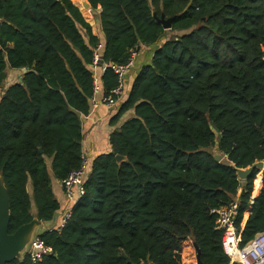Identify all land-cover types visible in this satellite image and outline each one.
Instances as JSON below:
<instances>
[{
  "label": "trees",
  "instance_id": "trees-1",
  "mask_svg": "<svg viewBox=\"0 0 264 264\" xmlns=\"http://www.w3.org/2000/svg\"><path fill=\"white\" fill-rule=\"evenodd\" d=\"M74 1L0 0V73L26 70L0 100L10 234L35 217L59 222L54 182L82 166L95 53L125 65L158 46L125 82L111 151L89 162L65 228L39 237L53 253L36 264H197V247L204 264H230L214 210L239 199L242 246L264 232V173L253 203L260 171L237 173L264 161V0H87L97 34ZM117 85L107 70L100 98Z\"/></svg>",
  "mask_w": 264,
  "mask_h": 264
},
{
  "label": "built area",
  "instance_id": "built-area-1",
  "mask_svg": "<svg viewBox=\"0 0 264 264\" xmlns=\"http://www.w3.org/2000/svg\"><path fill=\"white\" fill-rule=\"evenodd\" d=\"M139 48L132 51L130 61L125 65L101 64L99 52L95 53L92 65L93 71V108L104 104L108 109H115L118 105L119 98L123 95L125 87V78L127 72L135 65ZM111 69L118 77V85L109 94L100 98L101 93V75ZM89 160L84 156L82 166L78 171L70 175L61 182L67 205L63 207V213L59 217L58 225L54 230L61 231L73 215L74 207L85 196V178L88 173ZM239 199H236L228 207L214 210L216 215L217 230L222 231V245L225 254L230 259V264H264V232L258 233L254 239L246 245H241V233L237 228V218L239 216ZM53 253L52 247L48 246L44 240L37 238L30 246L29 256L32 263L36 264L43 260L44 257Z\"/></svg>",
  "mask_w": 264,
  "mask_h": 264
},
{
  "label": "water",
  "instance_id": "water-1",
  "mask_svg": "<svg viewBox=\"0 0 264 264\" xmlns=\"http://www.w3.org/2000/svg\"><path fill=\"white\" fill-rule=\"evenodd\" d=\"M84 9L92 11L96 17V23H100L98 12H94L90 3L87 0H82ZM173 18L166 19L164 16L158 19V23L163 25L165 30H171L173 26ZM103 59H101V64ZM7 72L0 73V84L2 88L6 87L5 80ZM119 163L127 159L122 156L116 157ZM218 162H223V156L215 155ZM259 170L264 173V161L257 162L253 166L245 170H237L238 177L241 181H246L249 176L255 171ZM11 222V202L8 189L3 176L0 173V264H9L15 260L22 261L29 252L31 244L45 232L51 231L55 224L53 221H40L35 217L30 223L21 226L14 234H10L9 227ZM197 264H204L201 259V250L197 247Z\"/></svg>",
  "mask_w": 264,
  "mask_h": 264
},
{
  "label": "crops",
  "instance_id": "crops-1",
  "mask_svg": "<svg viewBox=\"0 0 264 264\" xmlns=\"http://www.w3.org/2000/svg\"><path fill=\"white\" fill-rule=\"evenodd\" d=\"M157 47L158 46L156 47L142 46L140 48L138 52V56L136 58L135 65L126 74L125 82H126L127 90H130V88L132 87L135 78L139 74L141 64L142 63L147 64L150 62V59H152L154 51ZM25 73H26L25 69L16 70V69L8 68L5 84L7 80H10L12 82L11 85L20 83ZM11 85L8 86L6 84L5 89L9 88ZM115 112H116L115 109H108L104 104H100L98 107L93 108L90 115L86 117H82L81 122H82V130H83V152H84V156L89 160V162L93 161L100 155L109 153L111 151L109 140H110V135L115 130V128L110 125V121L112 117L115 115ZM257 180L258 181L260 180L261 182L260 186H257L256 184ZM262 189H263V174L262 172H260V174L257 176V179L255 181V189L251 199L252 203L260 195ZM54 192L57 198L61 201V203L64 206H66L67 205L66 196L63 187L61 185V182L58 181L54 182ZM248 217H249V213L245 215L242 226H245ZM57 223L58 222L55 221L53 227H55Z\"/></svg>",
  "mask_w": 264,
  "mask_h": 264
},
{
  "label": "rangeland",
  "instance_id": "rangeland-1",
  "mask_svg": "<svg viewBox=\"0 0 264 264\" xmlns=\"http://www.w3.org/2000/svg\"><path fill=\"white\" fill-rule=\"evenodd\" d=\"M74 3L77 5V6H79L80 8H81V10L83 11L84 9H83V6L81 5L82 4V1L81 0H77V1H74ZM92 14H93V12H92ZM95 16L93 15V17L91 18H88V17H86V19L91 23V25L93 26V29H94V31H95V33H98V24L96 23V21H95ZM6 84L9 86V85H11L12 84V82L10 81V80H7L6 81ZM12 86V85H11ZM4 89L5 88H2L1 89V91H0V100H1V98H2V96H3V91H4ZM30 193H32V188L30 187ZM52 230V229H51Z\"/></svg>",
  "mask_w": 264,
  "mask_h": 264
}]
</instances>
